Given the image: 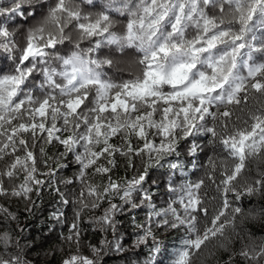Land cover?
Segmentation results:
<instances>
[{
	"label": "snow or ice",
	"instance_id": "6c2138e0",
	"mask_svg": "<svg viewBox=\"0 0 264 264\" xmlns=\"http://www.w3.org/2000/svg\"><path fill=\"white\" fill-rule=\"evenodd\" d=\"M20 17L34 23L26 31L12 30L9 21ZM106 46L130 57L127 79L106 77L105 67L116 64L111 56L98 55ZM0 56L11 62L8 70L0 69V194L28 197L44 183L40 176L54 177L48 160L71 156L77 166L73 178L62 181L78 188L74 200L61 194L62 203L77 206L65 237L69 254L61 264H98L99 249L92 248L94 257L80 251L84 209L106 202L102 215L93 218L106 229L115 227L123 206L147 203L151 211L146 224L136 225L143 232L137 245L151 237L158 253L153 224L183 227L188 238L172 264H194L193 258L227 228L234 230L236 215L243 214L231 206L230 193L236 200L264 195V0H8L0 6ZM197 135L207 137L213 152L206 176L218 202L210 213L202 178L170 184L176 199L157 208L144 189L149 170L179 156L181 142ZM40 141L63 148L43 160L47 172L38 168ZM198 150L203 149L196 143L188 148L190 155ZM39 152L46 156L43 146ZM118 158L135 175L114 179ZM251 161L257 162L254 177L248 175ZM168 166L182 168L172 161ZM5 177L13 182L10 190ZM117 198L122 204L113 203ZM0 246V264H29L19 251H9L8 232L0 234ZM238 254L260 264L264 240L249 237Z\"/></svg>",
	"mask_w": 264,
	"mask_h": 264
},
{
	"label": "trees",
	"instance_id": "16d2710c",
	"mask_svg": "<svg viewBox=\"0 0 264 264\" xmlns=\"http://www.w3.org/2000/svg\"><path fill=\"white\" fill-rule=\"evenodd\" d=\"M8 0H0V6L7 4ZM101 3V0H97ZM119 21H124L119 17ZM31 19L20 17L9 21L15 31H20L18 26L24 24L28 26ZM21 27V26H20ZM119 24L117 25V28ZM28 28H26L27 30ZM257 36L261 35V30L257 29ZM87 46L86 44L84 45ZM61 49L64 46H60ZM98 55H108L116 60L112 68L105 67L106 77L110 79H127L128 72L126 62L130 57L124 56L120 52L113 53L111 46L104 47ZM11 62L0 56V69L8 70ZM42 77L39 69L34 74L36 84H39ZM192 143L201 145L203 150H198L195 155H190L188 148ZM45 148L46 156H41L39 149ZM63 148L58 144H43L38 142L35 152L39 158L38 168L41 172H47L43 160L46 157H57ZM179 156H172L163 162V166L154 167L149 170V175L144 183L146 189L152 196L151 203L157 208H163L160 201L167 203L176 199L169 192V185L179 187V185L189 181L195 182L199 179L205 180V191L207 193L206 201L208 202L211 213L213 205L218 201L212 200V197H219L215 185L208 180L206 176V166L208 156L213 155L207 145V137L197 135L181 142L179 147ZM119 159V167L115 172L114 179L131 178L135 175V169L125 168L124 158ZM168 161L177 162L182 168L170 169ZM139 166V160L136 161ZM52 166L54 177L49 180L47 176H40L44 181L39 186H34L28 197H15L11 194H0V234L8 232L12 238V246L9 251H19L29 264H61L63 258L69 254L70 245L65 240L69 235L70 227L73 222L76 205L74 203L64 204L61 201V194L69 200H74L73 192L78 188V184L66 186L62 181L73 178L77 166L71 156L56 160H48ZM58 164L67 165L59 168ZM4 162L0 161V169H3ZM264 168V165L260 166ZM250 177H254L257 172V162L251 161L248 165ZM219 174L217 173V183ZM19 176L14 184L19 185L22 180ZM5 187L9 190L13 187V182L7 177L4 178ZM94 182L99 183L100 178L95 177ZM137 203L140 198L134 194L133 197ZM162 199V200H161ZM228 199L232 207H241L243 214H237L235 220V229L229 227L225 235L218 240H213L203 249L196 257L194 264H252L249 260L244 259L238 253L240 249L249 243V237H252L257 243L264 240V195L242 196L239 200L234 198L230 193ZM113 203H120L117 199ZM178 207L177 205H175ZM107 203H103L98 209H84L81 212V219L78 221L81 233L80 251L87 256L94 257L92 248L100 250L98 264H172L177 252L183 247L182 241L188 238V233L183 227L180 229L166 230L157 229L153 224V233L155 241L161 245L160 252L153 251L151 237L145 244L137 245L138 236L142 235L141 229L137 224H146L147 217L151 211L147 203L141 204L139 208L131 209L129 206H123L122 210H117L115 214V227H106L101 229L100 226L93 222V218L102 215ZM165 208V207H164ZM205 221L201 222V227ZM210 223V221H208ZM19 242V249L15 247ZM224 243L227 248H221L220 244ZM76 245H71V250L75 251ZM0 252H4L0 246ZM264 264V260L260 261Z\"/></svg>",
	"mask_w": 264,
	"mask_h": 264
},
{
	"label": "rangeland",
	"instance_id": "374dc122",
	"mask_svg": "<svg viewBox=\"0 0 264 264\" xmlns=\"http://www.w3.org/2000/svg\"><path fill=\"white\" fill-rule=\"evenodd\" d=\"M34 23V22H33ZM31 24H32V22H30L29 23V25L28 26H25L24 24H21L20 26H18V29H21V30H25L26 31V28H29L30 26H31ZM162 200V199H161ZM161 203H160V205L161 206H163V208L164 207H167L168 206V204L169 203H171L172 201L170 200V201H167V203H165V202H163V201H160ZM175 206V205H174ZM176 207V206H175ZM180 229V228H179ZM166 230H170V229H166ZM171 230H173V229H171Z\"/></svg>",
	"mask_w": 264,
	"mask_h": 264
}]
</instances>
